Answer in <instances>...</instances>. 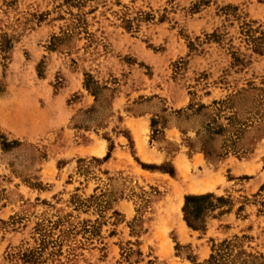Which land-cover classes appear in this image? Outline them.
<instances>
[{"label": "rangeland", "instance_id": "rangeland-1", "mask_svg": "<svg viewBox=\"0 0 264 264\" xmlns=\"http://www.w3.org/2000/svg\"><path fill=\"white\" fill-rule=\"evenodd\" d=\"M262 185L264 0H0V264H264Z\"/></svg>", "mask_w": 264, "mask_h": 264}, {"label": "trees", "instance_id": "trees-1", "mask_svg": "<svg viewBox=\"0 0 264 264\" xmlns=\"http://www.w3.org/2000/svg\"><path fill=\"white\" fill-rule=\"evenodd\" d=\"M87 87V86H86ZM224 100L213 101V104H224ZM232 116H227L230 120ZM222 129L219 126V130ZM239 132L235 134V138H238ZM109 141V140H108ZM113 148L112 143L109 141L107 152L103 157V161L107 160L110 156V152ZM231 150V145H228L227 151ZM142 168L146 169H157L161 172H167L169 175H173L172 172L165 171L158 167H147L144 164H140ZM264 185L259 188V192H262ZM215 201V202H213ZM224 203H227V199L222 196H216L213 193L204 194H188L184 196L183 205L181 207L182 220L184 221L187 228L190 230H205V213L210 210H215L222 207ZM238 238L234 236L232 239H223L218 242L211 241L210 253L208 258L203 264H250L247 257H252V255L243 249L238 242ZM177 247L178 244L175 243ZM192 264H197L194 260L191 261Z\"/></svg>", "mask_w": 264, "mask_h": 264}, {"label": "bare ground", "instance_id": "bare-ground-1", "mask_svg": "<svg viewBox=\"0 0 264 264\" xmlns=\"http://www.w3.org/2000/svg\"><path fill=\"white\" fill-rule=\"evenodd\" d=\"M97 153L99 154V153H101V151H100V152H97ZM203 184H204V185H207L208 183L203 181ZM205 187H206V186H205ZM207 187H209V186H207ZM203 188H204V187H203Z\"/></svg>", "mask_w": 264, "mask_h": 264}, {"label": "crops", "instance_id": "crops-1", "mask_svg": "<svg viewBox=\"0 0 264 264\" xmlns=\"http://www.w3.org/2000/svg\"><path fill=\"white\" fill-rule=\"evenodd\" d=\"M94 143L91 144V147H93Z\"/></svg>", "mask_w": 264, "mask_h": 264}]
</instances>
